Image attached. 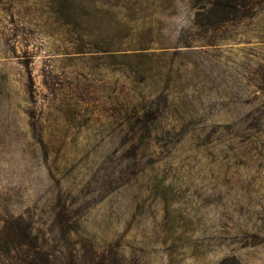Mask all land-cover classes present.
I'll list each match as a JSON object with an SVG mask.
<instances>
[{
	"label": "rangeland",
	"instance_id": "374dc122",
	"mask_svg": "<svg viewBox=\"0 0 264 264\" xmlns=\"http://www.w3.org/2000/svg\"><path fill=\"white\" fill-rule=\"evenodd\" d=\"M0 264H264V0H0Z\"/></svg>",
	"mask_w": 264,
	"mask_h": 264
}]
</instances>
